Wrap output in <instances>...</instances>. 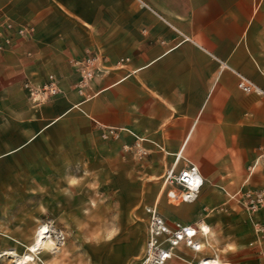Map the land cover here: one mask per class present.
I'll return each mask as SVG.
<instances>
[{
  "label": "crops",
  "instance_id": "1",
  "mask_svg": "<svg viewBox=\"0 0 264 264\" xmlns=\"http://www.w3.org/2000/svg\"><path fill=\"white\" fill-rule=\"evenodd\" d=\"M2 17L31 31L0 50V254L27 252L49 180L67 184L76 158L108 173L105 187L128 190L137 220L154 206L196 230L200 248L180 245L162 264L259 262L264 0H0ZM88 59L96 71L80 82ZM48 75L60 92L33 105L24 83ZM190 164L202 185L172 204L163 177ZM141 249L134 237L59 244L29 264H136Z\"/></svg>",
  "mask_w": 264,
  "mask_h": 264
},
{
  "label": "rangeland",
  "instance_id": "2",
  "mask_svg": "<svg viewBox=\"0 0 264 264\" xmlns=\"http://www.w3.org/2000/svg\"><path fill=\"white\" fill-rule=\"evenodd\" d=\"M90 164L91 162L87 160L78 161L76 158H70L68 183L61 182L58 174H54L52 181L49 180L48 203L39 206L42 217L44 218L46 214L47 218L39 219L35 230V235L43 227L47 230L48 239L41 250L51 249V246L59 244L69 246L71 249L81 245L110 243L119 237L124 239L134 237L142 248L136 258L141 256L147 241L146 216L143 220H137L134 217L135 211L132 212L131 206L126 203L130 197L128 190L105 187L103 181H108L109 174L89 171L91 167L87 166ZM141 207L139 205L136 210ZM180 245L186 246L183 243ZM259 246V262L256 256L253 259L244 253L243 259L246 263L252 264L255 261V264H264V230H261ZM210 248L212 249V244ZM38 252L33 255L27 250L20 257L31 255L29 264L33 262ZM218 253L223 255L222 252ZM3 255L8 258L2 259L0 264H14V261L20 258L13 253L0 254V258ZM72 255L66 253L69 259H72ZM136 258H133L134 262Z\"/></svg>",
  "mask_w": 264,
  "mask_h": 264
},
{
  "label": "built area",
  "instance_id": "3",
  "mask_svg": "<svg viewBox=\"0 0 264 264\" xmlns=\"http://www.w3.org/2000/svg\"><path fill=\"white\" fill-rule=\"evenodd\" d=\"M31 30L26 28H18L15 24L6 17L0 18V50L6 48L10 43V34L14 32L22 37L28 34ZM94 60L88 59L82 63H78V67L82 72L81 81L89 80L96 68L93 64ZM243 90L252 88L245 80L239 83ZM24 88L27 90L28 99L33 105H38L45 102L49 97L60 92L58 79L53 75H48L44 83L34 85L29 81L24 83ZM202 185V181L198 175L197 169L192 164L182 168L178 172L168 171L165 173L162 181L161 192L172 204L180 202H188L193 199L195 193L198 192ZM262 202V199L257 197L250 201L248 208L250 211H255L256 206ZM147 241L144 252L136 258V264H162L169 255H173L172 251L180 244H185L192 250H198L193 245L196 230L192 229V234H189V226L179 223L168 224L156 212L154 206L147 207ZM188 240V241H187Z\"/></svg>",
  "mask_w": 264,
  "mask_h": 264
},
{
  "label": "bare ground",
  "instance_id": "4",
  "mask_svg": "<svg viewBox=\"0 0 264 264\" xmlns=\"http://www.w3.org/2000/svg\"><path fill=\"white\" fill-rule=\"evenodd\" d=\"M191 230L192 229L189 228V234L193 233V231H191ZM47 239H48V235L46 234L44 227L39 229L37 231L35 237H34L32 244L28 247L29 254L34 255V253H37L39 250L43 249L44 246L46 245ZM193 245L197 247V245L195 243H193ZM168 255L170 257V254H168ZM30 257H31V255H24V256L18 258L17 260H15L14 264H28V262L30 261ZM198 264H223V263L218 262L217 260H210V261L200 260V262Z\"/></svg>",
  "mask_w": 264,
  "mask_h": 264
},
{
  "label": "clouds",
  "instance_id": "5",
  "mask_svg": "<svg viewBox=\"0 0 264 264\" xmlns=\"http://www.w3.org/2000/svg\"><path fill=\"white\" fill-rule=\"evenodd\" d=\"M115 231V229H113V232Z\"/></svg>",
  "mask_w": 264,
  "mask_h": 264
},
{
  "label": "snow or ice",
  "instance_id": "6",
  "mask_svg": "<svg viewBox=\"0 0 264 264\" xmlns=\"http://www.w3.org/2000/svg\"><path fill=\"white\" fill-rule=\"evenodd\" d=\"M47 232V230H45Z\"/></svg>",
  "mask_w": 264,
  "mask_h": 264
}]
</instances>
